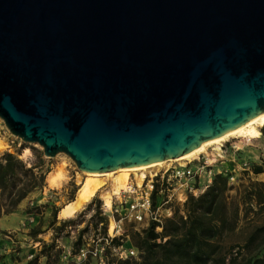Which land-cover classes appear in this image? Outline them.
Returning <instances> with one entry per match:
<instances>
[{
  "label": "water",
  "instance_id": "1",
  "mask_svg": "<svg viewBox=\"0 0 264 264\" xmlns=\"http://www.w3.org/2000/svg\"><path fill=\"white\" fill-rule=\"evenodd\" d=\"M264 112V0H0V118L82 171L177 156Z\"/></svg>",
  "mask_w": 264,
  "mask_h": 264
},
{
  "label": "trees",
  "instance_id": "2",
  "mask_svg": "<svg viewBox=\"0 0 264 264\" xmlns=\"http://www.w3.org/2000/svg\"><path fill=\"white\" fill-rule=\"evenodd\" d=\"M34 166L35 163L26 165L24 160L8 150L0 151V214L13 210L29 191L43 185L49 167L46 165L43 169L41 166L33 169ZM249 169L252 173L264 170L257 162H251ZM228 188L227 175L215 172L202 191L195 196L187 195L160 223L150 220L140 232L129 233L130 242L138 249L137 257L114 259L115 264H264V255H258L264 247V216L247 233L240 245H225L221 241L224 234L234 230L238 218L237 205L227 200ZM154 191L155 188L152 190V199ZM94 200H89L77 213L83 215L85 210L91 209L92 203L95 206L81 227L76 225L83 219L67 217L53 229V236L56 237V229L59 230L60 226L76 228L72 253L77 250L81 235L89 224L93 229L98 227L101 233L106 230V217L98 209L99 202ZM252 200L255 205L264 207V180L248 181L241 203H250ZM157 224L160 225L159 230L155 229ZM118 242V238L112 237L111 243ZM50 246H53V242ZM35 259L36 256L22 264H34ZM53 263L45 254L44 264Z\"/></svg>",
  "mask_w": 264,
  "mask_h": 264
},
{
  "label": "rangeland",
  "instance_id": "3",
  "mask_svg": "<svg viewBox=\"0 0 264 264\" xmlns=\"http://www.w3.org/2000/svg\"><path fill=\"white\" fill-rule=\"evenodd\" d=\"M262 130V131H261ZM230 137V136H229ZM228 140H238L241 145V156L247 159L249 164L251 162H257L264 166V123L260 126H255L249 132V139L244 140L241 135L231 136ZM215 143L207 145L203 151L198 153L200 155H209V151L214 148ZM8 150L16 154L19 158L25 161L26 165L35 163L36 166L33 169H37L41 166L42 169L48 165L49 170L52 171L56 167L57 175L59 178L53 185H48L46 182L47 174L44 175L43 185L29 191L22 200L25 202L7 212L10 216L9 221L5 226L0 228V264H22L26 260L36 256L34 264H44L45 254L49 259L53 261V264H64L60 259L62 251L68 250L72 254V242L75 238L76 228L72 226H60L57 230V236L54 237V227L58 226L62 219L67 217L59 216V210L67 203L72 201L77 196V190L80 184L84 181L85 175L76 168L73 160L64 152L59 151L50 157H46L42 153V147L37 142L24 141L19 136L12 134L3 120L0 118V151ZM240 156L238 155V158ZM41 159V160H40ZM182 162L183 160H178ZM237 158L230 162L229 165L233 166L232 170L228 173L232 174L231 180L228 182L229 188L226 191L227 200L233 202L238 207V218L236 226L233 231L226 233L221 238L223 244H237L240 245L252 229V227L259 223L264 216L263 205H255L250 201L247 203H241L242 194L244 188L249 180H264V174H253L245 169L237 167ZM235 164V165H234ZM164 166V165H163ZM213 169L220 167L219 161L212 164ZM62 169V170H60ZM157 168H150L147 170H141L136 172H129L127 180L140 179V176L147 175L148 171L156 170ZM49 171V172H50ZM104 184L99 187L93 195L87 200L81 202L75 211L68 217H75L83 219L76 227H81L93 212L95 207L92 203L91 209L85 210L83 215L77 214L81 211L85 204L94 198L98 203V209L102 200L104 201V192L106 189H110L111 186H119L121 177L119 174H113L110 178L105 177ZM123 185V184H122ZM125 186V185H123ZM106 188V189H105ZM115 191V190H113ZM73 197L72 199H70ZM21 203V202H20ZM181 202L172 200L171 209L175 206H179ZM18 204V203H17ZM21 208V210H18ZM1 216V214H0ZM98 226V225H97ZM136 227V228H135ZM88 229L81 235V240H86L89 236L99 234V228L93 229L89 224ZM124 233L132 231L140 232V224L132 222L123 223ZM123 237V236H122ZM53 242V246L50 243ZM47 245L46 247L43 246ZM258 255H264V247H262ZM108 259H115L113 255L108 254ZM93 264L92 260L88 257L86 260L79 262L78 264Z\"/></svg>",
  "mask_w": 264,
  "mask_h": 264
},
{
  "label": "built area",
  "instance_id": "4",
  "mask_svg": "<svg viewBox=\"0 0 264 264\" xmlns=\"http://www.w3.org/2000/svg\"><path fill=\"white\" fill-rule=\"evenodd\" d=\"M241 136L245 141L249 139L248 136ZM242 144L238 140L226 138L215 143L209 155L198 157L197 154L196 157L184 159L182 162L169 161L156 170L148 171L147 175L143 174L139 180H127L125 186L110 194L108 205L102 200L100 213L106 217L105 232L81 240L72 254L68 250L62 251L60 259L64 264H78L88 257L93 264H115L114 260L109 261V253L115 259L137 257L138 249L130 242L127 232L124 233L123 223H139L141 229L150 220L160 223L163 217L172 213V200L182 202L187 195H197L210 183L215 172L227 175L229 182L232 174L228 172L234 168L229 163L235 158L238 168L250 172L248 160L241 156ZM216 161H219L220 167L213 169L211 166ZM153 188L155 191L152 199ZM155 229L159 230L160 225H155ZM112 237L118 238L119 242L111 243Z\"/></svg>",
  "mask_w": 264,
  "mask_h": 264
},
{
  "label": "bare ground",
  "instance_id": "5",
  "mask_svg": "<svg viewBox=\"0 0 264 264\" xmlns=\"http://www.w3.org/2000/svg\"><path fill=\"white\" fill-rule=\"evenodd\" d=\"M263 123H264V112L260 111L250 120L244 121L241 124L237 125L236 127L230 130H227L217 136L201 141L196 146L192 147L191 149L177 156L163 158V159L151 162L149 164L134 166L130 168L117 167L114 170H106V171H82L80 170L86 177L84 181L80 184L77 190V196L72 201L65 204L59 210L58 214L61 217L70 216L81 202L87 200L91 195H93L95 190H97L99 187H101L104 184L103 179L105 177L110 178V176H112L113 174H119V176L121 177L122 184L125 185V183L127 182V176L129 172L147 170L150 168H158L160 166L168 164L169 161L184 160V159H190V158L196 157V155L199 152L203 151L207 145L217 143L221 140L226 139L229 136H235V135L248 136L252 128H254L255 126L263 125ZM59 167L60 166L56 167L54 170L50 171L47 174L46 182L48 185H53L56 183L57 179L59 178V176L57 175L58 173L57 169ZM122 184L119 183V186H116L115 189H113L114 186H111L110 189L105 188L106 190L104 192V201H103L105 205H108L109 203L110 194L112 192H116L120 187H123Z\"/></svg>",
  "mask_w": 264,
  "mask_h": 264
},
{
  "label": "crops",
  "instance_id": "6",
  "mask_svg": "<svg viewBox=\"0 0 264 264\" xmlns=\"http://www.w3.org/2000/svg\"><path fill=\"white\" fill-rule=\"evenodd\" d=\"M262 165V164H261ZM263 169H264V166L262 165ZM251 172V171H250ZM253 174H256V175H259V174H264V170L262 172H259V173H253ZM26 199L24 200H20L18 202V206L22 205L24 202H25ZM21 202V203H20ZM18 210H21V208H19ZM10 218L9 215H7L6 213H2L1 216H0V228H2V226H5L6 223L9 221L8 219Z\"/></svg>",
  "mask_w": 264,
  "mask_h": 264
}]
</instances>
